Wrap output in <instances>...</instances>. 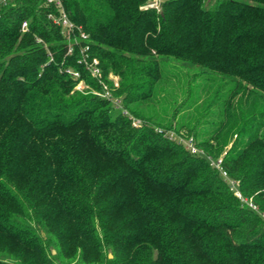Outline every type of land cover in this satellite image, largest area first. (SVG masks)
I'll list each match as a JSON object with an SVG mask.
<instances>
[{"label":"trees","instance_id":"1","mask_svg":"<svg viewBox=\"0 0 264 264\" xmlns=\"http://www.w3.org/2000/svg\"><path fill=\"white\" fill-rule=\"evenodd\" d=\"M150 1L0 5V264H264V0Z\"/></svg>","mask_w":264,"mask_h":264},{"label":"built area","instance_id":"2","mask_svg":"<svg viewBox=\"0 0 264 264\" xmlns=\"http://www.w3.org/2000/svg\"><path fill=\"white\" fill-rule=\"evenodd\" d=\"M7 0H0V5L4 4ZM45 5H52L55 9V11H50L48 13V17L52 20L53 23H55L56 25H59L61 28V32L64 35V37L67 39V52L70 53L73 51V46L74 44H79L80 47V52L82 54L81 59L86 63L87 67L89 68V70L91 71V74L96 76V77H100L101 75V70L100 67L98 65V59L96 57H93L91 60H88L86 58L87 53H86V49L88 48V44H81V42L79 41V38L81 40H86L88 38V34L83 31L81 29V26L76 24L73 20H71L65 10L64 4H63V0H43ZM149 5L152 6H156L158 7V1L156 0H151ZM27 28V21L23 20L21 23V30H26ZM78 31V36L79 38H77L76 35V31ZM67 71L71 72L74 76H78V72L71 70V69H67ZM80 80L76 87L77 88H84L85 84ZM103 95L105 96H109L107 92H104ZM113 104L115 106H120L121 105V101L119 98H114L113 99ZM134 122H137L138 120H133ZM180 140L183 142L184 146L186 148H188L191 152H201L204 153V151L202 149H199L192 137L190 136H180ZM205 155L209 158L210 163L212 165H214L217 168L221 169V172L223 174V176L227 179L228 184L230 186V189L233 190L234 194L242 201L244 202L249 208L253 209L255 212H257L261 218L264 221V209H260L259 206L253 202L251 197H245L241 194L240 190L237 188V180L228 176V174L226 173V171L224 169H222L221 167V158H213L211 157L209 154L205 153Z\"/></svg>","mask_w":264,"mask_h":264},{"label":"rangeland","instance_id":"3","mask_svg":"<svg viewBox=\"0 0 264 264\" xmlns=\"http://www.w3.org/2000/svg\"><path fill=\"white\" fill-rule=\"evenodd\" d=\"M156 1H158V7L160 6V2H161V0H156ZM111 76H113V75H111ZM116 77V76H115ZM115 77H113V78H115ZM82 83V82H81Z\"/></svg>","mask_w":264,"mask_h":264}]
</instances>
